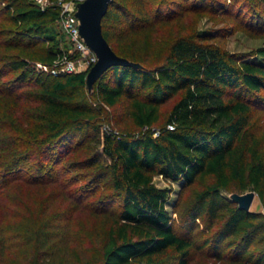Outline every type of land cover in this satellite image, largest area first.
I'll list each match as a JSON object with an SVG mask.
<instances>
[{
    "label": "trees",
    "instance_id": "obj_1",
    "mask_svg": "<svg viewBox=\"0 0 264 264\" xmlns=\"http://www.w3.org/2000/svg\"><path fill=\"white\" fill-rule=\"evenodd\" d=\"M4 1L18 41L0 38V44L22 52L0 54V194L16 181L52 180L78 144L84 153L76 162L90 167L93 178L109 179L117 194L109 201L118 199L120 207L98 247L73 260L56 256L46 219L24 234L8 230L0 218V255L21 249L16 264H189L204 250L213 264H264V213L243 209L223 193L254 189L264 205V139L252 120V105L264 102V63L199 29L173 36L155 57L144 34L163 12V0L156 14L151 0H111L102 32L118 54L142 66L112 65L89 92L85 70L54 74L30 61L51 64L68 47L59 5ZM166 2L165 12L170 2L180 3ZM37 40L42 49L31 55L29 43ZM251 53L264 56V44ZM4 66L16 73L2 79ZM178 93L160 122L161 105ZM120 99L128 100L131 127L103 126L104 105ZM156 174L199 184L185 205L181 231L165 206L168 188L153 181Z\"/></svg>",
    "mask_w": 264,
    "mask_h": 264
},
{
    "label": "rangeland",
    "instance_id": "obj_2",
    "mask_svg": "<svg viewBox=\"0 0 264 264\" xmlns=\"http://www.w3.org/2000/svg\"><path fill=\"white\" fill-rule=\"evenodd\" d=\"M37 2V0H31ZM47 5L57 0H45ZM160 0H151V7L157 13L156 5ZM171 3V8L165 12L166 0H163V12L156 14L144 34L145 42L149 44V51L159 57L169 40L178 33L193 29L214 33L212 40L221 43L230 51L245 54L247 59L264 63V56L251 53L254 48L264 44V3L256 0H209L205 3H193V0H179ZM5 1L0 0V38L17 42L16 25L12 24L5 15ZM167 8V7H166ZM109 25V21L105 26ZM124 28V24L118 28ZM115 36V34H111ZM24 42L23 40H21ZM47 43V42H45ZM41 40L31 41L28 48L39 52L42 49ZM21 53L19 46L0 44V54ZM32 55V52H31ZM30 61L39 70L38 58L30 57ZM1 68V67H0ZM6 75L2 79L10 78L16 72L9 71L4 66ZM264 94V91L262 92ZM179 93L161 105L160 122H163L172 102ZM4 96L0 95V108L4 103ZM252 120L258 132L264 139V102L253 104ZM128 100L120 99L114 106L106 107V117L103 126L118 129L119 126H130L128 115ZM3 130V128H0ZM84 150L75 144L72 150L56 165L58 175L46 183L13 182L0 194V218L7 229L27 234L25 230L29 224L37 222L40 217L46 219L45 229L48 231L49 241L52 242L56 256L64 260H73L80 255L88 254L98 247L100 232L115 216L120 207V201L110 202L117 194L112 190L111 182L107 178H93L91 168L82 166L76 161L83 156ZM53 173V172H52ZM157 186L166 187L169 196L165 206L174 219L179 231L181 217L185 205L191 198L192 190L198 187L197 182L184 184L182 180H172L161 174L153 176ZM250 190L246 189L245 191ZM242 191V192H245ZM255 191V190H254ZM232 190L223 193L231 196ZM239 192V191H237ZM249 209L264 213L256 191ZM205 219H202L200 229ZM19 245V244H17ZM16 248L8 249L0 255V264H16L22 255ZM213 259L205 251H196L189 264H213ZM217 262V261H215Z\"/></svg>",
    "mask_w": 264,
    "mask_h": 264
},
{
    "label": "water",
    "instance_id": "obj_3",
    "mask_svg": "<svg viewBox=\"0 0 264 264\" xmlns=\"http://www.w3.org/2000/svg\"><path fill=\"white\" fill-rule=\"evenodd\" d=\"M111 0H79L76 3L75 15L79 19V32L87 45L96 55L95 62L88 68L85 75L86 87L93 90L95 80L112 65H131L141 67L139 61L118 54L110 45L102 32L101 19L106 13ZM254 189L245 192H232L230 198L243 209H249L254 198Z\"/></svg>",
    "mask_w": 264,
    "mask_h": 264
},
{
    "label": "built area",
    "instance_id": "obj_4",
    "mask_svg": "<svg viewBox=\"0 0 264 264\" xmlns=\"http://www.w3.org/2000/svg\"><path fill=\"white\" fill-rule=\"evenodd\" d=\"M79 0H57L59 5L58 22L67 38L68 47L62 48L51 64L39 63L44 70H49L54 74L60 72L87 71L95 62L96 55L87 45L79 32V19L75 15L76 3ZM41 7H45V0H37Z\"/></svg>",
    "mask_w": 264,
    "mask_h": 264
}]
</instances>
